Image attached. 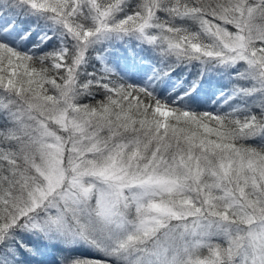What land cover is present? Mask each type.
Here are the masks:
<instances>
[{"label": "snow or ice", "instance_id": "obj_1", "mask_svg": "<svg viewBox=\"0 0 264 264\" xmlns=\"http://www.w3.org/2000/svg\"><path fill=\"white\" fill-rule=\"evenodd\" d=\"M0 264H264V0H0Z\"/></svg>", "mask_w": 264, "mask_h": 264}, {"label": "trees", "instance_id": "obj_2", "mask_svg": "<svg viewBox=\"0 0 264 264\" xmlns=\"http://www.w3.org/2000/svg\"><path fill=\"white\" fill-rule=\"evenodd\" d=\"M248 143H251V141H249ZM54 255V253H52Z\"/></svg>", "mask_w": 264, "mask_h": 264}]
</instances>
